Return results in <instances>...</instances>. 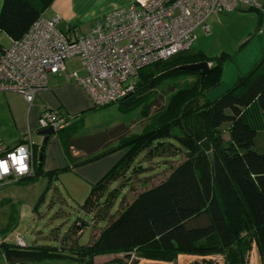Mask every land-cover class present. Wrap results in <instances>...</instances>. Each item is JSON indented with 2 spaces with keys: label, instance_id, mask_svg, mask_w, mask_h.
<instances>
[{
  "label": "trees",
  "instance_id": "16d2710c",
  "mask_svg": "<svg viewBox=\"0 0 264 264\" xmlns=\"http://www.w3.org/2000/svg\"><path fill=\"white\" fill-rule=\"evenodd\" d=\"M52 1L2 0L0 32L11 41L20 39ZM262 7H249L258 14L257 30L264 23ZM229 56L222 52L210 59L202 50L189 49L142 67L134 90L116 102L125 110L143 106L141 114L149 122L141 135L129 134L128 126L118 124L75 137L78 115L56 131L68 160H76L75 166L118 149L128 148L130 152L147 147V141L156 136L172 137L169 132L173 126L185 132L172 137L186 152L184 159L159 183L123 203L119 215L93 233L86 245L75 244L71 259L84 264H136L140 259L175 264L180 254L220 253L223 264H249L248 252L253 244L264 251V153L254 149L257 133L264 131V56L247 74L238 76L225 93L213 100L204 99L206 90L218 81L224 57ZM202 61L210 63L202 82L198 71L180 68ZM179 79H184L180 85L176 82ZM162 84L176 87L167 101L163 99L161 106L151 111L153 102L161 98L156 92ZM190 118L197 122L196 128L188 127ZM224 128L228 133L226 143L221 134ZM68 129L72 135L61 137ZM75 151L83 154L80 160L72 157ZM117 166L92 185L84 203L87 210L97 207L100 186L105 184L106 188L120 178ZM60 171L44 172L34 161L33 174L16 183L45 177L49 184ZM106 254L123 256L97 262ZM0 255L7 264H38L66 257L49 247L27 246L26 241L21 247L4 240L0 241ZM231 255L235 261L229 259ZM192 264L214 262L204 259Z\"/></svg>",
  "mask_w": 264,
  "mask_h": 264
},
{
  "label": "rangeland",
  "instance_id": "374dc122",
  "mask_svg": "<svg viewBox=\"0 0 264 264\" xmlns=\"http://www.w3.org/2000/svg\"><path fill=\"white\" fill-rule=\"evenodd\" d=\"M100 4L101 2L97 0V2H92L91 6L97 8ZM219 26L220 28L214 25L210 33H206L202 27H198L195 30V40L191 46L192 50H203L210 59L215 58V54H220L223 51L230 55L224 57L219 67L218 81L204 94V99L208 100H213L225 93L234 85L232 83L235 82L238 75H245L251 70L255 58L257 60L264 55V44L258 41V35H254L249 43L242 44L243 40L234 46L235 39L241 33L243 25L229 23L223 19ZM0 43L5 47L10 45L9 37L3 32L0 33ZM187 81L189 82L190 79ZM176 82L180 85L184 79H179ZM175 87L176 84L171 87L165 84L160 85L157 88L156 96L161 98L153 102L151 111L159 108L163 99L167 101ZM148 100L150 99H146V101ZM122 107L121 103H114L88 112L83 123H77L78 130L83 127L81 132L74 136L94 134L118 124L128 126L129 134L141 135L149 122V119L143 118L141 114L143 106L137 105L128 110L122 109ZM111 121L112 123L109 124ZM108 124L110 126H105ZM187 125L192 129L196 128L198 124L190 118ZM184 134V130L177 126L171 127L169 132L170 136L176 138ZM221 134L226 143L228 140L226 128ZM69 135H72L70 129L63 131L61 137L66 139ZM172 137L150 138L147 141V147H136L130 152L128 148L119 149L123 151L118 159L116 169L120 178L109 183L106 188L103 184L97 189L98 203L97 207L92 210H87V206L84 205L90 188L88 189L80 182L79 176L73 171L76 164L75 159H71L67 165L68 168L58 172L49 184L45 177H39L26 185L0 183V241L10 240L12 237L14 240L17 238L19 242H22L21 235L27 246L49 247L55 253L66 256L38 264H84L81 260L71 259V256L74 255L72 248L76 245H86L91 239V232L97 234L106 227L109 220L119 215L123 203L129 201L140 191L159 183L173 166L184 159L186 152L182 150V147H178L177 140ZM37 138L39 139L40 136ZM254 149L259 153H264V131L257 133ZM36 159L37 156L34 157L35 162ZM3 196L10 197L6 199L7 197ZM24 205H29L30 208H28L26 216L21 218L19 209ZM24 208L26 209V206ZM114 256H123V254H106L99 257L97 262H104ZM204 259L211 260L214 264H223V256L220 253L205 256L180 254L175 264L201 263ZM229 259L235 261L232 255ZM130 262L128 261L127 264ZM248 263L264 264V251L257 249L255 244L248 252ZM0 264H7L2 255H0ZM136 264L172 263L138 260Z\"/></svg>",
  "mask_w": 264,
  "mask_h": 264
},
{
  "label": "built area",
  "instance_id": "2783aa9c",
  "mask_svg": "<svg viewBox=\"0 0 264 264\" xmlns=\"http://www.w3.org/2000/svg\"><path fill=\"white\" fill-rule=\"evenodd\" d=\"M241 5L260 6L257 0H130L129 7L97 18L86 34L70 28L61 31L58 17L41 15L20 39L0 46V91L17 92L31 104L46 87L49 75L64 73L85 90L93 107L116 103L134 90L142 67L191 49L195 30L207 31L210 15L230 13ZM73 57L79 60L83 75L67 72L66 61ZM70 122V116L45 109L37 119V129L57 131ZM21 145L27 146L28 171L23 175L9 159ZM34 146L30 131L12 147L0 140V161L8 160L10 168L7 175H0V183H16L33 174ZM20 237L22 242L12 237L4 241L25 246Z\"/></svg>",
  "mask_w": 264,
  "mask_h": 264
},
{
  "label": "crops",
  "instance_id": "0c3cea01",
  "mask_svg": "<svg viewBox=\"0 0 264 264\" xmlns=\"http://www.w3.org/2000/svg\"><path fill=\"white\" fill-rule=\"evenodd\" d=\"M99 1L101 4L95 8L91 4L92 2H97V0H53L43 10L42 15L47 19L58 17L57 28L61 31H66L70 28L80 34H86L92 28L94 21L105 14V12L116 8H127L130 5V0ZM257 2L259 5L264 6V0H257ZM1 4L2 0H0V7ZM223 19L229 23L243 25L241 33L235 39L234 46L243 40L242 44L249 43L254 35H258V41L264 44V23H262L258 30L256 29L258 14L249 9L248 6L241 5L236 11L230 13L210 15L206 19L208 26L206 33H210L214 25L220 28L219 25ZM0 45L3 46L1 43ZM259 59H254V65ZM254 65L251 66L253 67ZM66 70L67 72L75 70L80 75L84 74L79 60L75 57L69 58L66 61ZM45 109H53L62 115L70 117L78 115V121L83 123L86 114L95 110V107L92 106L85 90L75 82L67 80L64 73L49 75L46 87L36 94L31 104H28L24 97L17 92L0 91V140L7 146L12 147L20 143L23 136L30 131L31 139L35 144L34 157L37 156L36 165H38V153L42 142V136L38 134L37 119ZM111 123L112 121L109 122V124ZM109 124L105 126H110ZM82 128L77 130V133H80ZM37 136H40V138L38 139ZM121 154H123V151L119 149L115 150L91 162L75 166L73 167V171L79 176L80 182L89 189L118 162ZM71 155L76 159L83 156L82 153L77 151ZM69 162L70 160L65 155L60 137L55 132L50 135L45 147L41 168L44 172L62 170ZM17 184L26 185V182ZM3 197H7L6 199H8L10 196ZM24 206H26V209ZM24 206L19 209V216L21 215V218L26 216L27 210L30 208L29 205ZM140 260L145 261L147 259Z\"/></svg>",
  "mask_w": 264,
  "mask_h": 264
},
{
  "label": "water",
  "instance_id": "95a60500",
  "mask_svg": "<svg viewBox=\"0 0 264 264\" xmlns=\"http://www.w3.org/2000/svg\"><path fill=\"white\" fill-rule=\"evenodd\" d=\"M210 64L208 62L202 61V62H195L190 64H185L180 66L182 69H188V70H194L198 71L200 73L201 82L203 81L205 75L209 71ZM56 131L52 128H46L39 130L38 134L42 136V142L40 144L39 153H38V168H41L42 166V159L45 147L47 145V142L49 140L50 135L54 134Z\"/></svg>",
  "mask_w": 264,
  "mask_h": 264
},
{
  "label": "clouds",
  "instance_id": "9594fccd",
  "mask_svg": "<svg viewBox=\"0 0 264 264\" xmlns=\"http://www.w3.org/2000/svg\"><path fill=\"white\" fill-rule=\"evenodd\" d=\"M26 147L21 145L20 148L16 150L14 153L9 154V159L11 164L16 168V171L23 175L28 171V165L24 162L27 159V156L24 154L26 153ZM10 171L9 168V161L3 160L0 161V175H7Z\"/></svg>",
  "mask_w": 264,
  "mask_h": 264
}]
</instances>
